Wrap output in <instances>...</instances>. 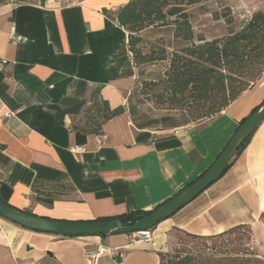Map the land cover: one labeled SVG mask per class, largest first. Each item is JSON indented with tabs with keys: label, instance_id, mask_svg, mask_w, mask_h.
<instances>
[{
	"label": "crops",
	"instance_id": "obj_1",
	"mask_svg": "<svg viewBox=\"0 0 264 264\" xmlns=\"http://www.w3.org/2000/svg\"><path fill=\"white\" fill-rule=\"evenodd\" d=\"M129 0H0V198L44 217L92 221L152 211L212 165L242 120L264 102V72L220 115L137 140L128 110L89 130L87 106H126L127 31L113 17ZM89 130V131H87ZM76 146L84 150L76 153ZM44 199L52 200L47 202ZM264 121L223 176L154 228L61 236L0 216V264H91L87 252L121 247L95 264H161L177 232L209 235L238 224L264 232Z\"/></svg>",
	"mask_w": 264,
	"mask_h": 264
},
{
	"label": "trees",
	"instance_id": "obj_2",
	"mask_svg": "<svg viewBox=\"0 0 264 264\" xmlns=\"http://www.w3.org/2000/svg\"><path fill=\"white\" fill-rule=\"evenodd\" d=\"M205 1L129 0L113 16L127 31L126 39L114 53L115 56L129 55L122 76L134 77L135 67L161 65L162 74L143 78L140 89L151 91L157 103L183 112L184 125L177 123L174 114L140 122L136 107L127 96L126 106L111 108L107 101L89 104L84 118L90 131L98 132L104 123L126 110L140 130L138 141L150 138L151 131L158 132L161 128L173 131L195 120H202L197 123L200 124L220 115L257 82L264 72V10L253 12L240 29L209 38L198 32L193 22L192 8ZM251 136L235 156L243 151ZM150 212L131 211L96 220L130 222ZM260 219L264 222V211ZM252 233L251 224H238L209 235L177 232L176 239L188 234L204 241L206 246L210 242L209 250L177 253L167 261L165 253H160L161 264H264V256L249 248Z\"/></svg>",
	"mask_w": 264,
	"mask_h": 264
},
{
	"label": "water",
	"instance_id": "obj_3",
	"mask_svg": "<svg viewBox=\"0 0 264 264\" xmlns=\"http://www.w3.org/2000/svg\"><path fill=\"white\" fill-rule=\"evenodd\" d=\"M264 121V102L239 125L221 154L192 184L184 187L173 197L153 209L148 215L130 222L121 220L68 221L40 216L19 209L0 198V216L23 227L61 236H84L98 234H133L154 228L190 203L226 172L239 147Z\"/></svg>",
	"mask_w": 264,
	"mask_h": 264
},
{
	"label": "rangeland",
	"instance_id": "obj_4",
	"mask_svg": "<svg viewBox=\"0 0 264 264\" xmlns=\"http://www.w3.org/2000/svg\"><path fill=\"white\" fill-rule=\"evenodd\" d=\"M253 3V4H252ZM264 10V0H206L202 4L192 8L193 22L198 32L206 37H214L226 34L228 30H238L252 16L253 12ZM142 70V71H141ZM141 71V72H140ZM164 68L161 65H144L143 67H135V76L133 84L129 90L125 92L128 101L136 107L137 116L140 122L150 119H159L169 114H174L178 124L184 125L185 116L181 111H175L166 104L157 103L155 97L151 95V91H142L141 81L143 78L157 77L162 74ZM149 92V93H147ZM205 120V119H203ZM202 120L191 121L189 124H197ZM161 126H164L162 124ZM189 126V125H188ZM170 131L169 128H161L159 134ZM264 224V222L261 220ZM252 241L249 248L257 251L264 256V232L252 225ZM206 243L202 240L193 239L188 234H181L175 240L173 249L164 255L167 261L177 253H187L188 251H208L210 242ZM217 257H219L217 255Z\"/></svg>",
	"mask_w": 264,
	"mask_h": 264
},
{
	"label": "built area",
	"instance_id": "obj_5",
	"mask_svg": "<svg viewBox=\"0 0 264 264\" xmlns=\"http://www.w3.org/2000/svg\"><path fill=\"white\" fill-rule=\"evenodd\" d=\"M84 150L82 146H76L74 151L76 153H80ZM155 237L154 228L138 231L132 234V243H149ZM109 254L117 259H121L124 256L123 248L121 247H101L96 251L87 252V258L89 259L91 264H95L97 258L100 255Z\"/></svg>",
	"mask_w": 264,
	"mask_h": 264
},
{
	"label": "bare ground",
	"instance_id": "obj_6",
	"mask_svg": "<svg viewBox=\"0 0 264 264\" xmlns=\"http://www.w3.org/2000/svg\"><path fill=\"white\" fill-rule=\"evenodd\" d=\"M253 4V3H252Z\"/></svg>",
	"mask_w": 264,
	"mask_h": 264
}]
</instances>
